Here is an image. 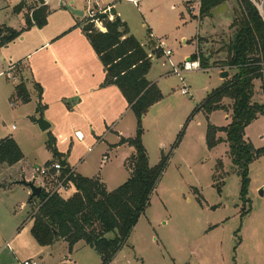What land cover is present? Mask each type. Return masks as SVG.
<instances>
[{"label":"rangeland","instance_id":"obj_1","mask_svg":"<svg viewBox=\"0 0 264 264\" xmlns=\"http://www.w3.org/2000/svg\"><path fill=\"white\" fill-rule=\"evenodd\" d=\"M21 1L26 9L15 12L14 6ZM99 1L102 8L110 4L126 23L130 34L152 54L146 76L156 83L162 99L147 110L142 121V143L150 165H155L161 155L167 157L165 169L150 195L149 205L108 264H264V195L259 191L263 184L259 185L255 180L256 177H264V154L252 163L254 184L248 193L251 212L241 217L240 210L247 209L249 204L241 208L240 178L228 151L225 152L223 145L210 150L205 142L207 122L225 124V111L215 110L207 119L200 110L188 119L193 108L220 85L219 71L229 72L225 79L221 78L223 82L231 77L233 71L215 66L184 72L180 75L188 87L187 94L180 92L182 82L173 72L197 51L198 37L201 52L208 57L211 55L210 63L216 61L219 64L225 59L226 44L233 33L231 22L238 15L240 0H222L201 19L199 0ZM30 2L0 0V25L22 29L25 26L24 13L28 11ZM32 2L37 3L38 0ZM88 2L97 8L93 0H75L73 5L71 0H47L49 12L44 26L48 25L49 29L59 17H72L79 25ZM67 5L82 10L83 16L73 14ZM61 11H68V16ZM44 26L24 28L17 38L1 47L0 68L5 65L3 59L14 51L22 54L23 49L18 50V47ZM158 49L162 50L160 55H156ZM165 50H170V55L166 56ZM51 51V47H44L29 56L30 59L22 65L30 71V63L36 57L43 53L49 55ZM13 60L17 59H12V63L18 64ZM4 83L10 87L9 90L1 88ZM11 87V79L8 80L6 75L0 76V139L5 136L16 139L23 157L13 168L0 172V182L8 185L10 175L19 178L22 174L24 178L21 179L29 181L36 173V167L62 160L63 156L71 166L83 162L82 166L89 167L90 171L99 167V173L107 178L108 191L128 178V169L122 166V155L129 147L120 145L117 149L104 151L107 141L114 142L117 138L113 130H122L131 137L134 135L135 117L132 111L123 112L127 106L124 100L117 104L114 118L94 127L92 133L86 124L79 121L75 112H71L75 111L76 100L50 92L46 100L40 97V103L43 116L51 127L41 131L34 121L38 105L34 100L24 102ZM254 90V99L264 102L263 80H254ZM222 102L231 107L230 99L224 98ZM226 113L230 116V109ZM76 129L83 133L84 139H78ZM104 132L107 135L103 141L100 136ZM245 133V138L255 148L264 146V115L247 125ZM52 137L59 156L48 147ZM102 152H107L108 160H102ZM40 179V176L36 178L37 185H41ZM51 183L44 182L45 188L50 190ZM3 187L0 185V246L9 241L10 249L0 252V264H20L26 259L34 260L36 264H100V256L89 246H78L71 251L65 242L46 246L38 244L30 232L31 216L39 203L38 197L27 203L29 192L22 190L23 184L11 189ZM72 193L73 187L60 192L63 197ZM107 236L111 237L113 233Z\"/></svg>","mask_w":264,"mask_h":264},{"label":"trees","instance_id":"obj_2","mask_svg":"<svg viewBox=\"0 0 264 264\" xmlns=\"http://www.w3.org/2000/svg\"><path fill=\"white\" fill-rule=\"evenodd\" d=\"M221 2L222 0H199V19L208 15ZM24 8L26 9V5L22 1L14 6L18 13ZM48 12L45 1L38 0L35 6H28V11L24 13L25 26L22 29L0 25V48L17 38L24 28L44 26ZM78 26L103 65L104 84L117 86L134 114V135L120 137L119 140V144L127 143L134 148L133 153L125 160L129 176L110 191L98 177L89 178L80 174L70 175L73 193L69 197H63L58 192L50 194L42 189L36 211L31 216L30 232L42 246L63 239L71 250L75 243L82 240L98 253L100 264H108L149 205L150 195L166 166L165 155H161L155 165H150L142 143L143 115L151 105L162 99V93L156 83L146 77L151 67L152 54L130 34L128 26L110 4L94 19L83 16ZM231 27L233 33L226 44V57L219 64L216 61L210 63L211 55L208 57L201 52L199 37L197 51L189 56L191 59L198 57L202 69L221 66L229 68L233 73L220 86L211 90L200 105L193 108L188 119L200 110L208 119L212 111L229 112L230 109V121L227 125L217 126L207 122L205 142L208 149L220 142L228 144V154L240 178L241 208L243 209L244 204H249L247 209L240 210L242 217L251 209L248 197L249 165L264 154V146L255 148L245 138L246 126L264 115V102L254 99V80L261 79L264 83V22L249 0H240L238 15L231 22ZM161 52L158 49L156 55ZM35 89L40 99L42 88L35 83ZM15 92L24 102L29 101L23 81L15 85ZM224 98L230 99V108L222 102ZM37 105L43 108L40 101ZM219 132H223L224 136H218ZM48 147L54 155L59 156L53 137L49 140ZM22 157L23 153L12 137L0 139V164L13 165ZM69 169L65 164L62 172L66 173ZM217 191L220 192L218 187ZM33 199L28 197L27 203ZM198 201L201 203L200 198ZM110 232L113 236L107 237Z\"/></svg>","mask_w":264,"mask_h":264},{"label":"crops","instance_id":"obj_3","mask_svg":"<svg viewBox=\"0 0 264 264\" xmlns=\"http://www.w3.org/2000/svg\"><path fill=\"white\" fill-rule=\"evenodd\" d=\"M46 1L47 0H45V4L49 6V4L46 3ZM97 1H98V5L100 6L101 5L100 1L99 0ZM74 2L75 0H71L72 5L74 4ZM30 4L31 6L36 5V3L32 2V0ZM61 12H62L61 14L68 16V14L66 13L68 11H61ZM55 20L57 21H55V23H53V25L49 29H48V25L44 26L43 28H38L37 31H34L32 37L26 39L27 41H23V43L18 47V50L23 49L22 54L20 53L17 54L14 51L13 54L5 57L4 58L5 60L3 59L5 65L3 68H0V76L6 75V78L8 80L11 79V85H12L11 90L14 92H15V85L23 81L27 89V92L29 94V101L34 100V103L36 104H38L40 99L35 89V83H38L41 86L42 88L41 97L43 96L45 100H46V95L49 94L50 92H52L54 95H59V97L72 98L76 100L75 101L76 104L73 107L75 111H71V112H75V116L76 117L78 116L80 118L79 121L82 124H86L90 132L93 133L94 127H99L103 123L108 122L114 118L118 103H120L121 101L123 102V100L124 103L126 101L123 95L121 94L120 90L117 88V86L113 84H104L105 71L103 65L99 60L97 54L91 47L81 27L77 25L76 23L77 21L75 22V20L72 17H70V19L66 17L65 18L59 17L58 19ZM34 39L37 42L33 41ZM22 40H24V37L22 38ZM44 47H51L52 48L51 53L49 55L43 53L42 55L36 57V59L30 63L31 65L30 71L28 70V68L22 65V63L26 62L27 59H30L28 58L29 56H31L37 51L43 50ZM2 48H4V46ZM12 59H17L13 61H18V64L12 63ZM11 66H14V69L12 71L9 70ZM27 67H29L28 64ZM219 79L221 81L220 82L221 85L223 81L221 80L220 77ZM1 88L4 90H9L10 87L7 86V83H4ZM126 111H131L128 106H125L123 110V112ZM146 113L143 115L142 121L144 120ZM224 114H225V118L227 119L226 120L227 122H225V124L223 125H217V126H225L229 123L230 121L229 114L226 112H224ZM75 131L78 136V139L80 140L84 139V135L80 130L76 129ZM113 131L115 132V134H117L116 136L117 138L114 142L107 141L108 146L105 145L104 151H108L109 149H117L120 147V145H127L129 149L128 151L125 152V154L122 155V166H125V160L127 159V157H129L132 154L134 148L132 146H129L127 143L119 144V140L120 137H125V138L131 137L130 136L131 134H125L122 130L119 131L113 130ZM106 135L107 132H104V134H101L100 139L104 141ZM218 136L223 137L224 135H218ZM245 137H246V133H245ZM14 140L16 141V139ZM219 145H223L224 148H226L225 152L228 151V144L226 142H220L210 150L215 149ZM161 146H163V144ZM102 153H104L102 154V160L105 161L108 160L107 152H102ZM258 159L259 157L254 161ZM62 160H65V164L67 165L69 164L68 165V167L70 168L69 170L73 171L74 174H80L82 176L89 178L98 177L99 181L104 184L106 189H108L106 187L107 178L105 175L99 173L100 172L98 170L99 167L96 168V170L94 168L93 170L90 171L89 167L84 168L82 166L83 162H80L79 164L77 163L78 166L77 165L71 166L70 163L67 161L66 156H63ZM253 162H251L249 165V178H250L249 190L253 187L254 184L252 172H251L252 170L251 166ZM15 164L13 165L0 164V172H4L13 168ZM87 171H89V173H87ZM21 178H24V174H22V176H19V178L17 176L10 175L8 179L9 182H7L9 184L6 185V183L0 182V185L4 186L3 188L5 189L7 188L11 189L13 186L19 185L17 181H19V179ZM255 180L259 185L260 184L264 185V177L263 178L256 177ZM22 190L26 191V193L29 192L27 187H22ZM35 208H37V206ZM250 212L251 209L246 215L250 214ZM57 242H65L67 244V242L64 241L63 239H58L54 243ZM4 244L0 246V252L3 251V249H5ZM78 246H88V245H86L84 241L80 240L73 245L71 251L76 250Z\"/></svg>","mask_w":264,"mask_h":264},{"label":"built area","instance_id":"obj_4","mask_svg":"<svg viewBox=\"0 0 264 264\" xmlns=\"http://www.w3.org/2000/svg\"><path fill=\"white\" fill-rule=\"evenodd\" d=\"M257 9L258 14L260 15L261 19L264 22V0H249ZM93 3L95 5L94 8L93 6H91V4L88 2L87 3V7H86V13L84 14L86 18L88 19H94L99 12H102L105 7H100L98 5V1L97 0H93ZM199 8V7H198ZM84 13V12H83ZM171 51L170 50H165L164 54L166 56L170 55ZM14 69V66H11L9 68L10 71H12ZM201 66H200V61L199 58L196 57L195 59H185L178 68H174L173 72L177 75H179L180 80L182 82V86L180 88V92L182 94H187L188 93V87L186 85V83H184V78L180 75L184 72L187 71H196V70H201ZM13 73V72H12ZM12 75V74H11ZM90 150V148H89ZM46 164V163H45ZM62 168L63 165L60 163V161H55L53 163L50 164H46L43 167H36V173L34 175H32V179H36L38 176L41 177V187L42 189H44L46 192L52 194L54 192H58L60 193L62 190H66L69 187H73L72 186V181L70 179V175L74 174L73 171L69 170L66 173L62 172ZM52 182L51 185V189L48 190L45 188L44 182ZM4 248H8L10 249L9 246V241H6L4 244ZM20 264H36V261L34 260H23Z\"/></svg>","mask_w":264,"mask_h":264},{"label":"water","instance_id":"obj_5","mask_svg":"<svg viewBox=\"0 0 264 264\" xmlns=\"http://www.w3.org/2000/svg\"><path fill=\"white\" fill-rule=\"evenodd\" d=\"M67 8L75 15L83 16V14H84L82 10L75 9L71 5H67ZM186 59L189 60L190 57H187ZM228 75H229V72L227 70H223V71L219 72V77L222 79H225ZM35 113H36V117L34 118V121L38 125L39 129L41 131H45V130L49 129L51 124L48 120H46L44 118L43 111L39 106H37V108L35 109ZM59 161L62 165H65V160L60 159ZM17 183L23 184L25 187L28 188L29 198H35V197L40 196L42 187H41V185H37L35 183L34 179H31L29 181H26L25 179H21V180L17 181ZM259 191H260L261 195H264V185L260 188Z\"/></svg>","mask_w":264,"mask_h":264}]
</instances>
